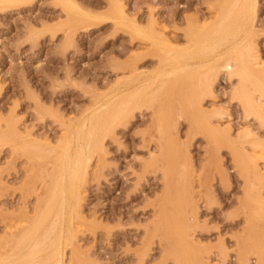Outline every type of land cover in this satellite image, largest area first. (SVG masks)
Returning a JSON list of instances; mask_svg holds the SVG:
<instances>
[{"label":"rangeland","instance_id":"374dc122","mask_svg":"<svg viewBox=\"0 0 264 264\" xmlns=\"http://www.w3.org/2000/svg\"><path fill=\"white\" fill-rule=\"evenodd\" d=\"M72 1L78 16L56 0L0 4V264H20L33 245L43 255L38 264H260L255 247L264 245V94L250 85L247 73L243 76L240 63L264 68V0ZM253 1L249 45L233 54L223 50L228 55L221 51L217 61V39L216 46L210 39L205 44L210 46L204 45L211 50L201 48L209 57L207 70L218 69L217 78L205 75L211 88L198 73L208 83L199 85L204 79L198 83L194 77V98L184 96L185 87L179 91L167 82L140 101L124 102L125 68L132 57L139 72L153 74L150 81L171 78L170 68L165 74L156 71L164 45H152L155 38L162 35L171 47L183 48L190 26L205 27L219 9L233 4L234 15H240L244 6L253 9ZM120 10L126 21L116 19ZM132 24L139 33L131 31ZM245 93L254 98L250 106L241 98ZM188 100L195 103L190 107ZM87 130H95L96 139ZM87 138L98 139L92 154ZM162 144L176 163L171 169L176 188L161 202L159 215L165 164L151 160L160 155ZM69 161L73 169L85 162L74 212L65 206L63 194ZM40 217L46 221L43 227ZM20 237L28 240L29 249Z\"/></svg>","mask_w":264,"mask_h":264},{"label":"bare ground","instance_id":"6f19581e","mask_svg":"<svg viewBox=\"0 0 264 264\" xmlns=\"http://www.w3.org/2000/svg\"><path fill=\"white\" fill-rule=\"evenodd\" d=\"M27 1H29V0H0V4H5V5H7V6H12V5H16V4H19V3H25V2H27ZM57 2H58V4H60L61 5V7L62 8H65V9H67L68 11H70L71 13H73V15H77L76 13V9H78L77 8V6L75 5V3L72 1V0H56ZM116 1V0H115ZM232 1V0H231ZM230 1V2H231ZM235 1V0H234ZM251 1V0H250ZM236 2H238V1H236ZM236 2H235V5H236ZM247 2H248V4H249V1L247 0ZM229 3V2H228ZM234 2H232V4H233ZM255 3V1H253V4ZM231 4V3H230ZM239 4V3H238ZM240 4L242 5V3L240 2ZM247 4V3H246ZM246 4H244V5H246ZM247 4V5H248ZM227 5V4H226ZM233 6V7H232ZM239 6V5H238ZM226 7H228V6H226ZM234 4L233 5H231V8L230 9H228V10H226V11H223L222 9H223V7L221 8V9H219L218 11H217V17H215L211 22H209V24L207 25L206 24V26L205 27H193V26H190V28H188V30H186V32H185V43L186 44H184L185 46L182 48H179L178 49V47L176 48L175 46H173L172 45V47L170 46V45H168V42H166L165 40H164V38H162V35H159L160 37H159V39H154L153 40V42H152V45H154L155 46V44L158 42V41H161L160 43H162L164 46V49H163V51H161L162 53L160 54L161 55V58H160V60L158 61V69L156 70V71H163V70H168L169 68L171 69L170 71H169V74H171V78H170V80H168V81H166V82H157V81H150L151 79H152V75H150V74H148V75H146L145 74V72H139V68L138 67H136L137 66V59L136 58H133L132 57V59H130V61L128 62L129 64H127L126 65V70H128V74H129V77H126L125 79V83H126V85H128V94H127V98L124 100V102L126 101L127 103H129V102H132V101H135L136 102V100H138L139 98H143L144 99V96H146V94H148L151 90L150 89H154V87L155 88H157L156 89V91H158V89L160 90V88L161 87H163V84L165 85L167 82H170V84H171V86H174L176 89H177V87H179V88H181V90H179V91H182V89L185 87V90H184V96L185 97H190V95H191V97L192 98H194L192 95L193 94H195V92L194 91H196V89H195V87H196V85L194 84V81L196 80V78L199 76V75H201V76H203L205 79H207V81L209 82H211V78L213 79L215 76H216V74H217V72H218V69H217V67L216 68H214V67H212L209 71L207 70V68H208V63L210 62V61H207L208 59H209V57L208 56H206V51L208 50V49H210L211 50V47L209 48L208 47V49L205 47V46H210L209 44L208 45H205L206 43H210V41H213V40H215V45L214 44H212L213 42H211V46H212V48H213V45L214 46H216V41L218 42L217 44H218V48H219V52L217 53V54H215V60H216V58H219L220 56H221V51L223 52V50H228V51H226V52H228V54H230V53H234L233 52V49H237L238 48V51H239V49H242V47L243 46H247V45H249V41H247V40H250L251 42H252V40L251 39H247V37H248V35L252 32V10H254L255 9V4H254V7H253V9H252V7L250 8L249 6H244V7H247V8H244L243 9V7H242V9H239V10H241V14L240 15H238V14H236V15H234V11L235 12H237L238 10H235L234 9ZM249 7V8H248ZM229 8V7H228ZM234 9V10H233ZM80 11V10H79ZM255 11V10H254ZM254 11H253V13H254ZM69 12V13H70ZM239 13H240V11H239ZM256 13V12H255ZM85 15H87V14H85ZM89 15V14H88ZM238 15V16H237ZM255 15V14H254ZM78 16V15H77ZM83 16V15H82ZM232 16V17H231ZM234 16L236 17V18H234ZM81 17V16H80ZM116 17V19L118 20H120L119 22H123V21H126L125 20V17H124V15H123V12L120 10L119 12H118V14L115 16ZM85 18H87V17H85ZM81 19H84V18H81ZM234 19V20H233ZM130 29H131V31L133 32V33H139L140 32V29L136 26V25H131V27H130ZM161 29V28H160ZM162 31V30H161ZM183 32V31H182ZM184 33V32H183ZM144 34V33H143ZM174 35V34H173ZM228 35H231V39L229 40V38H227V36ZM145 36V35H144ZM213 36L215 37L214 39H213ZM179 38L181 37V36H178ZM177 37V38H178ZM172 38H174V37H172ZM181 39V38H180ZM209 39H210V41H209ZM217 39V40H216ZM150 40V39H149ZM152 40V39H151ZM175 40H176V42H178L179 40H177L176 39V37H175ZM175 40H173L172 39V41H175ZM184 42V41H183ZM221 42H223V43H221ZM159 43V42H158ZM159 43V44H160ZM180 44V43H179ZM221 44L223 45L222 46V48H220L221 47ZM252 44V43H251ZM205 45V46H204ZM162 46V45H161ZM202 47H204V49H207L206 51L205 50H202L203 48ZM202 48V49H201ZM192 49H194L193 50V52H191V54H190V51L192 50ZM243 49H244V47H243ZM229 50H232L231 52L229 51ZM195 51V52H194ZM202 51H205V53L204 52H202ZM209 51V50H208ZM234 51H237V50H234ZM237 51V52H238ZM241 51V50H240ZM217 52V51H216ZM226 52H223V53H225V55H228ZM230 52V53H229ZM187 53H188V55H187ZM208 53V52H207ZM211 53H213V51H211ZM244 53V52H243ZM249 53V52H248ZM241 54V53H240ZM252 54H254V53H252ZM194 55V57H193V61H194V59H195V61L197 60V63L196 64H194V63H191V58H192V56ZM212 55H214V54H212ZM238 55V54H237ZM255 55V54H254ZM223 56V55H222ZM244 56H245V54H244ZM225 57V56H224ZM241 57V56H240ZM239 56L237 57V58H240ZM197 58V59H196ZM214 58V57H213ZM221 58V57H220ZM223 58V57H222ZM252 58H253V56H252ZM247 59V58H246ZM257 59V58H256ZM191 60V61H190ZM211 61H212V59H210ZM219 60V59H218ZM221 60V59H220ZM236 60V59H235ZM242 60H244V59H242ZM255 60V59H254ZM140 61V60H139ZM217 61V60H216ZM239 61H241V60H239ZM252 61V60H251ZM255 61H258V60H255ZM216 63L217 62H215L214 63V66H216ZM228 63V62H227ZM260 63V62H259ZM240 64H242L241 65V72L243 73V76H244V74L245 73H247V74H245L246 76L248 75L249 76V80L248 79H245V80H248V82L250 83V85L253 87V88H255V89H258V90H260V91H263L262 93L264 94V68H256L255 66H256V64L257 63H251L250 61L249 62H247V60H244L242 63H240ZM212 65V64H211ZM228 65V64H227ZM226 65V66H227ZM230 65V64H229ZM237 65V64H236ZM217 66H220V64H218ZM210 67V66H209ZM237 67V66H236ZM138 68V69H137ZM238 68V67H237ZM203 69V71H201ZM239 69V68H238ZM138 70V71H137ZM202 72V74H200L201 72ZM236 71V70H235ZM164 72V71H163ZM162 72V73H163ZM209 72V74H212V77L211 78H209L210 80H208V75L207 76H205L206 75V73H208ZM166 72H164V74H165ZM168 73V72H167ZM199 73V75H197ZM236 73H238V72H236ZM235 73V74H236ZM158 74V73H157ZM156 74V75H157ZM239 74V73H238ZM200 76V77H201ZM238 76V75H237ZM240 76V75H239ZM194 77H196V78H194ZM203 77H201L202 79H204ZM207 77V78H206ZM201 78H197V82L199 83V79H201ZM216 78H217V76H216ZM216 78L214 79V80H216ZM150 79V80H149ZM205 79L203 80V82L205 81ZM239 80H240V78H239ZM149 81L151 82V83H149ZM196 81H195V83H196ZM207 81H205L204 82V84H200L202 81H200V83H199V85H206L208 82ZM243 81V80H242ZM210 82L208 83V85L210 84ZM117 83H122L121 81H119V82H117ZM197 83V84H198ZM241 83H243V82H241ZM185 84V85H184ZM245 84V83H244ZM137 85V86H136ZM156 85V86H155ZM186 85H187V87H186ZM198 85V86H199ZM249 85V86H250ZM118 86H120V85H118ZM122 86V85H121ZM189 86H192V88L191 89H189L188 87ZM183 87V88H182ZM212 86H210L209 85V87L208 88H211ZM126 88H127V86H126ZM125 88V89H126ZM199 88L200 87H198V90H199ZM207 88V87H206ZM207 88V89H208ZM242 88V87H241ZM249 89V88H248ZM150 90V91H149ZM187 90H189V96L187 95L186 96V93H187ZM209 90V89H208ZM210 90H212V89H210ZM239 90V89H238ZM246 90V89H245ZM250 91H251V88H250ZM249 91V92H250ZM154 92H155V90H154ZM203 92H207V90L205 89V91H204V89H203ZM151 93V92H150ZM200 93V92H199ZM238 93V92H237ZM241 93L242 92H240V95H241ZM125 94V95H126ZM239 94V93H238ZM196 95V94H195ZM200 96V95H199ZM196 97H198V95L196 96ZM243 97V100L247 103V105L248 106H250L251 104H252V99H254V98H252V96H251V93H248V94H243V96H241V98ZM192 98L190 99V98H187V99H190L191 101H192ZM200 98V97H199ZM237 98H239V96L237 97ZM196 99L197 98H195V101H196ZM201 99V98H200ZM200 99H199V103L201 104V101H200ZM190 100H188V103H189V101ZM138 101H140V100H138ZM142 101V100H141ZM198 101V100H197ZM257 101V100H256ZM123 102V101H122ZM123 102V103H124ZM138 103V102H137ZM136 103V104H137ZM140 103V102H139ZM138 103V104H139ZM195 103V102H194ZM194 103H189L188 104V106L190 105V107H191V105H193ZM198 103V104H199ZM259 103V102H258ZM132 104V103H131ZM133 105H135V104H133ZM242 105V104H241ZM244 106H245V103L243 104ZM254 105V104H253ZM127 106H128V104H127ZM126 106V107H127ZM199 106V105H198ZM118 107V106H117ZM131 107V106H130ZM135 107V106H134ZM200 107V106H199ZM133 108V107H132ZM189 108V107H188ZM253 108H255V107H253ZM107 109V108H106ZM108 109H109V107H108ZM126 109V108H125ZM129 109H131V108H129ZM113 110H115V109H113ZM122 110V109H121ZM254 110V109H253ZM102 111V110H101ZM104 111V110H103ZM111 111V110H110ZM109 111V112H110ZM125 111V110H124ZM251 111V110H250ZM97 113H100V112H98V111H96ZM115 112V111H114ZM129 112V114H131L132 112L131 111H128ZM131 112V113H130ZM97 113H94L95 115L97 114ZM104 113V112H103ZM113 113V112H112ZM123 113V112H122ZM105 114V113H104ZM108 113H106V115H107ZM99 115V114H98ZM98 115H96V116H98ZM110 115H111V113H110ZM113 115H114V113H113ZM113 115H112V118H111V120L113 119V121H115V122H117V121H119L118 120V117H116V116H118V114L115 116L116 118L114 119V117H113ZM128 115V114H127ZM189 115V114H188ZM101 116V115H100ZM100 116H99V118H100ZM103 116V115H102ZM101 116V117H102ZM120 116V115H119ZM124 116H126V112H125V114H124ZM190 116V115H189ZM188 116V117H189ZM105 117H107V116H105ZM104 117V118H105ZM122 117V116H121ZM193 117V116H192ZM95 118V117H94ZM97 118V117H96ZM95 118V119H96ZM109 118H110V116H109ZM122 119V118H121ZM103 120V119H102ZM108 120H110V119H108ZM96 121H99V120H97L96 119ZM104 121V120H103ZM100 122V121H99ZM107 122V121H106ZM106 122H103L102 124H106ZM114 122V123H115ZM96 123H98V122H96ZM101 123V122H100ZM108 124H110L111 125V123H109V122H107ZM95 127H100L101 125H98V126H96L95 124H93ZM115 125V124H114ZM85 126V125H84ZM92 126V125H91ZM90 126V127H91ZM105 126V125H104ZM103 125H102V129H103V127H104ZM113 126V124L111 125V127ZM107 127H109L108 125L106 126V128ZM79 128H80V126H79ZM78 129V128H77ZM90 129H94V128H90ZM96 129V128H95ZM98 129V128H97ZM108 129V128H107ZM83 130V129H82ZM100 130V132L99 133H102L101 131V129H99ZM104 130H106V129H104ZM75 131H77V130H75ZM79 131V130H78ZM87 131H89V130H87ZM86 131V132H87ZM98 131V130H97ZM212 131V130H211ZM69 132H71V131H69ZM90 133H92V136L93 135H95L94 133L96 132L95 130H94V133L92 132V130L91 131H89ZM89 132L87 133V134H85L87 137H89V139L90 138H94V137H92V136H90L89 135ZM75 133V132H74ZM77 133H80V132H77ZM76 133V134H77ZM85 133V132H84ZM210 133H212L213 134V131L212 132H210ZM83 134V133H82ZM96 136L97 135H95V139H96ZM99 136H100V138H101V134H99ZM98 136V137H99ZM210 136H211V138H213L212 137V135L210 134ZM16 137H18V136H16ZM22 137V136H21ZM24 138V137H23ZM84 138H86V137H84ZM99 138V139H100ZM18 139V138H17ZM17 139H15V140H17ZM88 138L87 139H85V140H87V146H86V148L88 147V149H89V151H90V153L92 152V151H95L96 150V147H97V145H98V139L97 140H95V139H92V140H89ZM15 140H13L14 142H13V144H15V143H17V142H15ZM20 140H22V138H20L19 139V141ZM84 140V141H85ZM18 141V140H17ZM97 141V142H96ZM100 141V140H99ZM66 142V141H65ZM68 142V141H67ZM101 143V141L99 142V144ZM65 144V143H64ZM85 144V143H84ZM11 146H13V145H11ZM14 146H16V144L14 145ZM100 146V145H99ZM63 147V146H62ZM159 147V151H160V155L158 156V157H156L155 159H152L151 160V164H155V165H159V164H165V166L163 167V170H164V174H165V183H164V194H163V196H162V198H161V200H160V204H159V208H160V212H159V215H161L162 214V210H161V206H162V204H161V202H166L167 201V199H169V197H171V194L174 192H172V190H174V184H173V182H172V174H171V169H172V166H173V164L175 165L176 163L174 162V161H172L171 160V150L169 149V147H167V146H164L163 144L161 145V146H158ZM67 149V148H66ZM71 149V148H70ZM73 149V148H72ZM77 149H80L81 150V148H79V147H77ZM76 149V150H77ZM75 150V151H76ZM59 151V150H58ZM61 151V150H60ZM74 151V153H76ZM78 152H80V151H78ZM58 153V152H57ZM81 153H82V151H81ZM55 154H56V152H55ZM54 154V155H55ZM87 153H85V154H82V156H85ZM92 154V153H91ZM69 155V154H68ZM67 155V156H68ZM80 155V154H79ZM70 156V155H69ZM66 157L67 159H69V158H71V157ZM72 156V155H71ZM62 159H64V158H62ZM54 160H56V159H54ZM58 160V159H57ZM70 160V159H69ZM83 160V159H82ZM171 160V161H170ZM52 161H53V159H52ZM70 161H72V159L70 160ZM70 161L68 162V167H67V174H66V176H65V173H63L64 174V177H66L65 179L66 180H64L65 182H64V184H65V192L63 193L64 194V196H65V201H66V204L67 205H65L66 207H67V209H69V211L70 212H74V211H78L77 209H78V207H79V203H80V200H81V196H80V185H81V180H80V178L82 179V176L80 177V178H78V176H79V174H80V171H83L84 172V170H85V166H84V164H85V162H84V164L82 163V165L84 166V170L82 169L83 168V166H81V165H79V166H77L76 164H75V169H73V167L71 168V164H70ZM87 161H88V159H87ZM66 162V161H65ZM59 163V162H58ZM57 163V164H58ZM63 163V162H62ZM54 164H55V162H54ZM61 164V163H60ZM60 164H58L59 166H60ZM73 164H74V162H73ZM88 164V163H87ZM237 164V163H236ZM239 164V163H238ZM237 164V165H238ZM63 165H65V164H63ZM240 166V165H239ZM156 167V166H155ZM243 167V166H242ZM63 169H64V167H63ZM65 170V169H64ZM240 171V170H239ZM241 171H243V168H242V170ZM245 171H243V173H244ZM53 173V172H52ZM54 173H56V171H54ZM61 173V174H62ZM81 174H83V173H81ZM171 174V175H170ZM244 174H246V172L244 173ZM56 175V174H55ZM52 176H54V175H52ZM58 176V175H57ZM63 176V175H62ZM61 177V176H60ZM51 178V177H50ZM53 179V178H52ZM55 179V178H54ZM53 179V180H54ZM57 181V180H56ZM55 181V182H56ZM176 181V180H175ZM50 182H52V181H50ZM60 182V181H59ZM58 182V183H59ZM177 182V181H176ZM179 182V181H178ZM61 183L63 184V182L61 181ZM60 183V184H61ZM55 184V183H54ZM177 185V184H176ZM50 186V185H49ZM53 186V185H52ZM63 186V185H62ZM56 187V186H55ZM50 188V187H49ZM54 188V187H53ZM58 188H61V187H59V185H58ZM176 188V187H175ZM48 189V188H47ZM63 189V188H62ZM51 190V189H50ZM50 190H48V191H50ZM54 190V189H53ZM58 191V190H57ZM52 193L54 192V191H51ZM50 192V193H51ZM59 193H60V190H59ZM57 194V193H56ZM62 194V193H61ZM58 195V194H57ZM60 195V194H59ZM57 196L58 198H61L60 196H62V195H60V196ZM49 196H50V194H49ZM63 196V197H64ZM63 197H62V199H63ZM46 200V199H45ZM49 200V199H48ZM47 200V201H48ZM64 200V199H63ZM51 201V200H50ZM53 201H55V200H53ZM59 201V200H58ZM40 202V201H39ZM60 202H62V201H59V205H60ZM58 203V202H57ZM39 204V203H38ZM43 204V203H42ZM54 203H52V205H53ZM65 204V203H64ZM57 204H56V202H55V206H56ZM63 205V204H62ZM38 206V205H37ZM44 206H46L45 204H44ZM50 206V205H49ZM36 207V206H35ZM59 207V206H58ZM64 207V206H63ZM178 207V206H177ZM37 208H39V207H37ZM47 208V207H46ZM52 208L54 209L55 207L54 206H52ZM52 208H51V210H52ZM50 209V208H49ZM65 210H67L66 208H64ZM35 210H37L38 211V209H36L35 208ZM54 210H56V209H54ZM54 210H52L53 212H55V213H58L57 212V210L56 211H54ZM52 211H51V213H52ZM61 211V210H60ZM41 212H43V211H41ZM46 212V213H45ZM48 212H50V210H48ZM177 212V211H176ZM175 212V213H176ZM51 213H50V215H51ZM54 213V214H55ZM61 213V212H60ZM59 213V214H60ZM69 213V212H68ZM35 214H37V213H35ZM44 214H48L47 213V210L46 211H44ZM75 214V213H74ZM39 215V214H38ZM37 215V216H38ZM49 215V214H48ZM48 215H45L44 217H47V219H49L48 218ZM53 215V214H52ZM36 216V217H37ZM40 216V215H39ZM42 216V215H41ZM71 216V215H70ZM35 217V218H36ZM61 217V216H60ZM35 218L33 219V221L35 220ZM52 218H54V217H52ZM56 218V217H55ZM40 219H41V217H40ZM46 219V220H47ZM42 220H44V219H41V221ZM36 221V220H35ZM40 221V222H41ZM54 221V220H53ZM56 221H58V220H56ZM45 220H44V222L42 223V227H43V224L45 225ZM36 223V225H37V223L38 222H35ZM55 223V222H54ZM54 223H52L53 225H54ZM34 224V223H33ZM56 224V223H55ZM31 225V224H30ZM35 225V224H34ZM34 225L32 226V228L34 227ZM35 225V226H36ZM50 225V224H49ZM53 225H50L51 227H53ZM13 226V225H12ZM38 227H39V224L37 225ZM57 226V225H56ZM14 227V226H13ZM30 227V226H29ZM45 227V226H44ZM54 227H55V225H54ZM10 228H12L11 226H10ZM32 228H29V229H32ZM35 228V227H34ZM40 228V227H39ZM39 228H37V231H39L38 229ZM36 229V228H35ZM49 229H51V228H49ZM53 229V228H52ZM55 229V228H54ZM11 230V229H10ZM21 230H22V228H21ZM26 230V229H25ZM24 230V231H25ZM33 230V229H32ZM32 230H29V231H31L32 232ZM28 231V230H27ZM36 231V232H37ZM50 231H53V230H50ZM50 231L48 230L46 233H48V234H51V236H55V239H56V237H58L57 235H55L53 232H51L50 233ZM57 231V230H56ZM16 232H19V231H16ZM35 232V233H36ZM27 233V232H26ZM10 234V233H9ZM18 234V233H17ZM20 234V233H19ZM24 234V233H23ZM30 233H28V235H29ZM47 234V235H48ZM35 235V234H34ZM34 235H33V238H34ZM46 235V234H45ZM21 237H22V235H20ZM32 236V235H31ZM42 236V235H41ZM21 237H20V239H21ZM24 237H25V235H24ZM23 237V238H24ZM39 237V236H38ZM43 237V236H42ZM48 237V236H47ZM123 237V236H122ZM22 238V239H23ZM27 238H28V236H27ZM29 238H30V236H29ZM32 238V239H33ZM8 239V238H7ZM11 239H13V238H11ZM15 239V238H14ZM21 239V240H22ZM48 239V238H47ZM51 240L53 239V238H50ZM24 240V239H23ZM31 240V239H30ZM29 240V241H30ZM34 240V239H33ZM35 240H39V239H35ZM34 240V241H35ZM45 240H46V238H45ZM57 240V239H56ZM58 240H60V239H58ZM263 240V239H262ZM24 241H27V244L26 243H24V244H26V245H22L23 247H26L27 245H28V240H24ZM33 241V243L35 244V242ZM42 241V240H41ZM40 241V242H41ZM44 241V240H43ZM52 241H54V240H52ZM61 241V240H60ZM18 242H19V240H18ZM21 242V241H20ZM51 241H49L48 243H50ZM57 242V241H56ZM56 242H55V244H56ZM10 243V242H9ZM38 243V242H37ZM36 243V244H37ZM47 243V242H46ZM45 243V244H46ZM59 243V242H58ZM57 243V244H58ZM13 244V243H12ZM17 244V243H16ZM41 244H43V243H39V246L41 245ZM54 243L52 242V245H53ZM19 246L21 245V244H18ZM49 245V244H48ZM47 245V246H48ZM51 245V246H52ZM19 246H17L18 248H19ZM21 246V247H22ZM30 246V245H29ZM51 246H49V248H52ZM54 246V245H53ZM55 246H57V245H55ZM16 247V248H17ZM28 247V246H27ZM30 247H32V246H30ZM44 246H42V248H43ZM34 248H36V245L34 246L33 245V247L31 248V250H30V253L29 254H23L24 252H25V250H24V252H22V254L24 255V259L22 260V262H20L19 261V263L20 264H38L39 262L38 261H40L39 259L41 258V257H43V255H41V257H40V253H37L36 254V249H34ZM41 248V247H40ZM48 248V249H49ZM57 248V247H56ZM58 248H60V247H58ZM256 251H257V255H258V259H259V263L260 264H264V245L263 244H261L260 242H257V245H256ZM28 249H29V247H28ZM38 249V248H37ZM19 250V249H18ZM36 252H35V251ZM40 250H42V249H40ZM39 250V251H40ZM50 250V249H49ZM49 250H46V251H49ZM54 250V249H53ZM53 250H50V251H53ZM61 249H56V251H54L55 253H57L58 251H60ZM2 251V250H1ZM0 251V252H1ZM14 251V250H13ZM15 251H17V250H15ZM14 251V252H15ZM20 251H21V249H20ZM23 251V250H22ZM45 251V250H44ZM8 253L7 251H3V253ZM41 252V251H40ZM54 252H52V253H54ZM9 253H10V251H9ZM12 253V252H11ZM10 253V254H11ZM16 253V252H15ZM14 253V254H15ZM19 253V252H18ZM27 253V252H26ZM47 253V252H46ZM50 253V252H49ZM51 253V254H52ZM54 253V254H55ZM42 254H43V252H42ZM54 254H52L53 255V257H57L56 255H54ZM59 254H61V251L59 252ZM1 255V254H0ZM13 255V254H12ZM20 255V256H19ZM19 257H21V253H19ZM49 255V254H48ZM14 256H16V255H14ZM13 256V257H14ZM45 256V255H44ZM47 256V255H46ZM7 257V256H6ZM8 257H10L11 258V256H8ZM19 257H17V258H19ZM40 257V258H39ZM52 257V258H53ZM59 257V256H58ZM58 257H57V261L56 262H58ZM9 258V259H10ZM46 258L47 259H50V256H49V258L48 257H45V258H43V262L44 263H46L45 261H46ZM51 258V259H52ZM243 258V257H242ZM7 260H8V258H6ZM44 259H45V261H44ZM1 260H3L2 259V257H1ZM12 260V259H11ZM14 260H16V258L14 259ZM41 260H42V258H41ZM240 260V259H239ZM54 261V262H55ZM1 262H3V261H1ZM0 262V263H1ZM7 262H9V261H7ZM13 262V261H12ZM41 262V261H40ZM50 262V261H49ZM53 262V263H54ZM55 262V263H56ZM18 263V262H17ZM48 263V262H47ZM52 263V262H51ZM51 263H49V264H51ZM15 264V263H14ZM41 264H43V263H41ZM60 264V263H59ZM241 264H243V263H241Z\"/></svg>","mask_w":264,"mask_h":264}]
</instances>
